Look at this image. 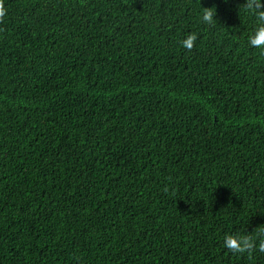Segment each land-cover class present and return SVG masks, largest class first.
Instances as JSON below:
<instances>
[{
	"label": "trees",
	"instance_id": "1",
	"mask_svg": "<svg viewBox=\"0 0 264 264\" xmlns=\"http://www.w3.org/2000/svg\"><path fill=\"white\" fill-rule=\"evenodd\" d=\"M245 3L4 0L0 264H264L224 246L264 228Z\"/></svg>",
	"mask_w": 264,
	"mask_h": 264
},
{
	"label": "clouds",
	"instance_id": "2",
	"mask_svg": "<svg viewBox=\"0 0 264 264\" xmlns=\"http://www.w3.org/2000/svg\"><path fill=\"white\" fill-rule=\"evenodd\" d=\"M244 9L251 12L256 16L258 25L255 31L248 38V43L251 47L264 50V2L262 0H246V3L242 5ZM7 14L4 0H0V22ZM214 17H216L215 7H204L202 20L205 23L213 24ZM197 36L195 34H189L182 42V47L191 51L195 45ZM257 237L259 243L257 245L256 239L251 235H226L224 238V246L233 253H244L249 254L254 251L257 246L259 251L264 252V228H260Z\"/></svg>",
	"mask_w": 264,
	"mask_h": 264
}]
</instances>
